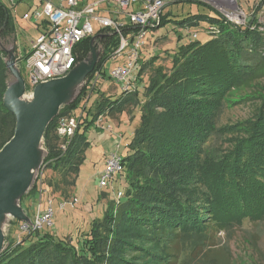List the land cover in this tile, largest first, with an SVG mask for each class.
Wrapping results in <instances>:
<instances>
[{
  "label": "trees",
  "instance_id": "obj_1",
  "mask_svg": "<svg viewBox=\"0 0 264 264\" xmlns=\"http://www.w3.org/2000/svg\"><path fill=\"white\" fill-rule=\"evenodd\" d=\"M199 19L216 26L217 36L204 43L189 38L171 57L169 73L156 69L143 87L140 123L127 146L131 153L122 157L120 183L125 191L118 203L110 202L118 205L116 213L107 205L77 246L35 230L37 234L8 243L0 252V264H176L183 249L184 264H234L226 247L216 249L210 231L212 227L227 231L244 220L264 221V88L247 120L217 130L215 120L228 95L264 80V37L225 23L219 15L191 16L178 25L189 27ZM167 21V14L162 15L157 28ZM15 28L11 9L0 0V38H9ZM138 30L129 25L121 29L124 35ZM97 32L102 37L94 42L101 45L95 71L105 70L118 47L115 32ZM89 41L74 47L76 63L87 57ZM28 56L23 55V63ZM5 67L0 63L3 91ZM141 71L138 68L139 78ZM92 77L87 76V92ZM124 93L116 100L99 95L94 111L84 110L64 152L58 146V120L77 109L79 97L61 107L43 134L47 154L42 167L60 172V182L73 185L88 145V129L100 116L121 114L130 98ZM134 95L138 104L139 94ZM14 126V116L1 98L0 149L12 137ZM214 132L231 135V148L219 160L205 151ZM32 189L33 196L41 195L37 182Z\"/></svg>",
  "mask_w": 264,
  "mask_h": 264
},
{
  "label": "rangeland",
  "instance_id": "obj_2",
  "mask_svg": "<svg viewBox=\"0 0 264 264\" xmlns=\"http://www.w3.org/2000/svg\"><path fill=\"white\" fill-rule=\"evenodd\" d=\"M3 1L9 8L8 2L6 0ZM190 1L195 2V0ZM35 2L36 0H16V4L14 2V5L17 7H12L11 9L16 28L13 35L9 38H0V50H2L0 63L8 65L5 72L6 78L2 82V84H5V90L7 85L13 82L14 79L10 72V66L11 68L15 67L22 77L24 84L29 85L27 74L24 70L23 55L30 50L37 34L34 22L23 20L22 15L29 8L33 7ZM193 2H188V0H172L163 10V15L167 14L168 21L159 28L157 26L147 30L142 48L139 51L140 62L138 68L141 71L142 65H144V69L141 71L140 78L138 77L139 79L136 80L135 90L124 93V97L130 96V98L121 114H106L99 126L94 125L88 129L86 133L88 145L82 154L75 178L71 177L74 181L73 185H64L65 183L60 182V179H62L61 173L46 169L45 166L42 167L40 165L41 168L35 171L33 174L34 180L30 182L27 188L28 191L17 201L18 207L26 214L24 219L19 220L7 215L0 222V228L5 238L4 246L13 241L19 242L25 237L27 238L28 234L33 235L36 233L37 230L41 235L47 234L52 239L59 238L64 242L77 246L79 245V241L88 234L90 222L93 219H100L107 205H111L113 212L116 213L118 205L116 203L110 204L114 200L113 194L110 190L99 188L98 174L104 168L105 157L111 152L116 151L115 144L117 140L120 143L117 150L119 155L125 157L131 153L127 146L140 123V108L144 102L143 87L148 85V80L153 76L156 69L159 68L163 73H169L172 66L171 57L177 52L179 47L189 42L192 34L196 33V40L204 43L211 37L217 36L219 32L216 26H211L207 21L201 19L198 20L197 24L189 27L178 25L184 19L191 16L208 18L220 16L212 5ZM238 2L242 10L247 11L250 17L253 16V19L243 29L257 32L264 37V31L262 33L256 29L259 18L261 20L259 21V25L264 24V0H238ZM136 5L132 4L129 11ZM93 26L96 31L95 23H93ZM209 26L213 27L216 32H206ZM249 26L251 27L247 28ZM253 27L256 28L252 29ZM97 45V42L93 43V49L99 56L101 45ZM153 57H157V59L151 60ZM90 58V54L88 53L84 61L87 60L89 62ZM150 60L153 63H149ZM115 63L117 62L112 60L106 62L105 75L98 81L95 90L87 102V109H90L89 111H94L93 104L99 95L112 100L120 97L122 92L119 90V86L114 85L107 78L109 69ZM263 84L264 80H259L252 85L251 89H244L240 92L235 90L228 95L215 120V129H220L225 125L231 126L241 123L250 118L253 113V103L260 98L263 92V89H261L262 87L264 88ZM87 87L88 79L79 87L78 93L75 92L73 97L69 99L73 102L77 96L79 97L77 109L73 110L71 115L80 114ZM33 89L31 88L25 94L32 93ZM3 90L0 82V99H3V92H5ZM255 91L256 93L252 94ZM134 92L139 94L138 104ZM235 101L237 103L233 104ZM230 138L231 135H222V133L214 132L205 144V151L208 156L214 157V159L217 157V160H219L218 157L228 152L231 148ZM62 142L63 140H60L58 146ZM41 149L42 156L43 153L46 155L47 151L43 140ZM68 180L70 181L71 179ZM33 182H37L39 189H41L40 196L38 194L33 196V191H31L33 190ZM113 186L116 189L119 188L122 192L125 191L120 180L114 181ZM48 203L51 205L53 212L51 223L42 224L34 232L30 231L35 225L38 211L42 212ZM61 206L63 207L61 208ZM210 235L216 245V249L225 247L228 249L230 258L234 264H264V221L251 223L248 220H244L240 226H234L227 231H217L216 228L212 227ZM186 257L187 250L183 249L178 260H176V264H184Z\"/></svg>",
  "mask_w": 264,
  "mask_h": 264
},
{
  "label": "built area",
  "instance_id": "obj_3",
  "mask_svg": "<svg viewBox=\"0 0 264 264\" xmlns=\"http://www.w3.org/2000/svg\"><path fill=\"white\" fill-rule=\"evenodd\" d=\"M6 1L11 9L15 0ZM38 1L40 6L37 9L22 16L23 20L33 21L39 27V32L28 51L29 56L24 61L29 84L28 86L25 84L28 88L26 92L40 83L66 76L76 65L74 47L84 39L101 35L97 31L103 29L115 32L118 38V47L109 57V60L117 63L109 69L108 80L119 86L121 92L134 91L143 39L148 29L158 26L163 10L172 2V0H88L79 5L78 0H56L57 3L50 0ZM195 1L212 5L226 23L235 27L243 28L253 19V16L250 17L247 11L241 9L238 0ZM132 4L137 5L129 11ZM259 21L260 18L257 20L258 27L252 29L256 28L263 33L264 24L259 25ZM125 25L135 26L139 30L124 35L121 29ZM206 32L216 30L209 26ZM196 37V33L192 34V38ZM102 68L92 72L90 89L85 96L80 114L64 116L58 120L57 136L63 140L59 146L63 152L66 150L67 139L73 136L81 122L94 87L96 88L98 81L105 75ZM103 117L98 118L96 126L101 124ZM119 144L117 140L116 151L107 156L104 168L98 174L99 188L110 190L116 203L123 197V192L113 186V182L120 180L123 172L122 156L117 151ZM52 215L51 205L48 203L42 212L38 211L35 225L30 231H35L42 224L51 223Z\"/></svg>",
  "mask_w": 264,
  "mask_h": 264
},
{
  "label": "water",
  "instance_id": "obj_4",
  "mask_svg": "<svg viewBox=\"0 0 264 264\" xmlns=\"http://www.w3.org/2000/svg\"><path fill=\"white\" fill-rule=\"evenodd\" d=\"M101 37L96 35L89 41V62L76 64L62 78L36 85L28 102L22 101L23 96H30L25 94L22 77L15 67L9 65L14 79L7 85L2 104L14 116L15 126L12 137L0 149V222L7 215L19 220L26 216L17 201L28 191L30 182L34 180L33 174L41 168L46 156L41 153L45 129L59 109L71 102L69 99L94 70L98 54L93 49V43ZM5 66L7 69L8 65ZM4 245L5 238L0 228V252Z\"/></svg>",
  "mask_w": 264,
  "mask_h": 264
},
{
  "label": "crops",
  "instance_id": "obj_5",
  "mask_svg": "<svg viewBox=\"0 0 264 264\" xmlns=\"http://www.w3.org/2000/svg\"><path fill=\"white\" fill-rule=\"evenodd\" d=\"M2 1H3V0H2ZM50 1H51V2H54V3H57L56 0H50ZM78 1H79V5H83V4L86 3L88 0H78ZM14 2H15V4H16V0H15ZM3 3H4V1H3ZM39 6H40V3H39L38 0H36L34 6L31 7V8H29L28 11L24 12L23 15L26 14V13H29V12L32 11V10L37 9ZM14 7H17V6L14 5L13 8H14ZM11 13H12V9H11ZM23 15H22V16H23ZM12 16H13V15H12ZM34 25H35V24H34ZM35 27H36L35 29H36V34H37V33L39 32V31H38V28H39V27L36 26V25H35ZM36 36H37V35H36ZM107 156H108V155H107ZM107 156L105 157V159L107 158Z\"/></svg>",
  "mask_w": 264,
  "mask_h": 264
},
{
  "label": "bare ground",
  "instance_id": "obj_6",
  "mask_svg": "<svg viewBox=\"0 0 264 264\" xmlns=\"http://www.w3.org/2000/svg\"><path fill=\"white\" fill-rule=\"evenodd\" d=\"M31 98H32V94H30V96H23L22 101L28 102Z\"/></svg>",
  "mask_w": 264,
  "mask_h": 264
}]
</instances>
